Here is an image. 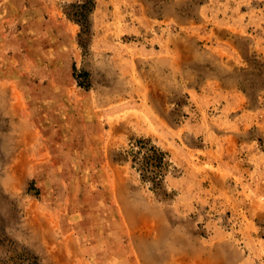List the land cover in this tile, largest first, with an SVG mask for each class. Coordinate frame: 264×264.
<instances>
[{
  "label": "rangeland",
  "instance_id": "1",
  "mask_svg": "<svg viewBox=\"0 0 264 264\" xmlns=\"http://www.w3.org/2000/svg\"><path fill=\"white\" fill-rule=\"evenodd\" d=\"M83 4L0 0V264H264V0Z\"/></svg>",
  "mask_w": 264,
  "mask_h": 264
},
{
  "label": "trees",
  "instance_id": "2",
  "mask_svg": "<svg viewBox=\"0 0 264 264\" xmlns=\"http://www.w3.org/2000/svg\"><path fill=\"white\" fill-rule=\"evenodd\" d=\"M93 0H84V4L82 6L84 16L88 15ZM149 156H147V159L144 158L145 166L153 167L154 168V176L155 178L160 174L162 170V164H163V155L159 154L155 148L149 149L148 152Z\"/></svg>",
  "mask_w": 264,
  "mask_h": 264
}]
</instances>
